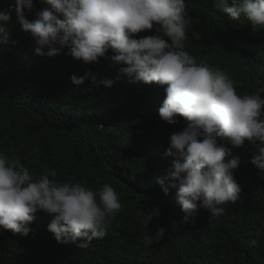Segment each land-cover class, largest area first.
Listing matches in <instances>:
<instances>
[{"label":"trees","instance_id":"trees-1","mask_svg":"<svg viewBox=\"0 0 264 264\" xmlns=\"http://www.w3.org/2000/svg\"><path fill=\"white\" fill-rule=\"evenodd\" d=\"M12 2L0 0V10ZM45 7L34 0L29 21ZM186 18L185 51L226 71L241 95L264 87V26L254 27L243 16L231 20L214 0H186ZM7 32L18 43L0 46V152L19 158L37 176L54 168L60 181H87L93 190L111 184L122 210L105 237L87 249L58 243L48 231L54 215L38 211L27 236L0 231V264H264V172L251 163L252 143L227 145L226 160L240 158L234 172L240 199L225 205L219 223L209 222L206 209L185 222L175 190L166 196L158 183L173 159L165 156L170 137L187 124L183 117L175 125L160 117L166 85L130 84L126 78L112 88L99 84L106 76L115 79L124 66L112 63L111 50L91 64L67 48L54 57L38 56L15 11ZM155 34L154 26L135 38ZM87 71L97 75L96 84L72 83L73 75ZM153 207L161 216L148 221L145 214ZM158 227L166 229L164 239L145 248L142 238ZM252 239L258 247L246 246Z\"/></svg>","mask_w":264,"mask_h":264},{"label":"clouds","instance_id":"clouds-1","mask_svg":"<svg viewBox=\"0 0 264 264\" xmlns=\"http://www.w3.org/2000/svg\"><path fill=\"white\" fill-rule=\"evenodd\" d=\"M48 5L36 12L34 0H13L9 9L0 10V46L18 43L7 32L11 13L34 41L38 56L54 57L67 48L68 54L86 64L108 58L119 68L115 79L103 77L99 84L112 88L121 78L130 84L156 83L165 86L166 96L159 115L169 125L187 121L182 131L171 135L166 157H172L167 175L158 180L167 196L175 190V201L185 213L183 219L210 211V223H219L225 205L240 199L242 191L234 172L240 158L226 160L231 149L252 143L256 152L251 163L264 172V87L251 94H239L233 79L219 67L185 51L187 26L186 0H42ZM216 9L231 20L241 17L254 27L264 26V0H214ZM155 35L135 38V34L152 30ZM167 38V39H166ZM199 39V36L196 37ZM97 75L91 71L73 75L79 86ZM259 141L260 143H257ZM57 171L45 168L39 176L19 158L0 152V231L10 230L27 236L35 214L54 215L48 231L61 244H75L87 249L93 240L102 239L106 229L122 210L120 196L108 183L93 190L87 181L64 182ZM165 181L168 183L166 184ZM147 220L161 216L153 207ZM166 229L158 227L154 235L142 238L145 248L164 239ZM246 246L258 247L252 239Z\"/></svg>","mask_w":264,"mask_h":264}]
</instances>
